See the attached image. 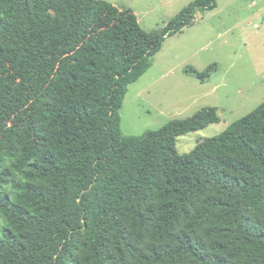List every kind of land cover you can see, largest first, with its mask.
<instances>
[{"label":"trees","instance_id":"obj_1","mask_svg":"<svg viewBox=\"0 0 264 264\" xmlns=\"http://www.w3.org/2000/svg\"><path fill=\"white\" fill-rule=\"evenodd\" d=\"M215 8L150 35L107 1L0 0V264H264V103L186 155L216 108L120 130L149 59Z\"/></svg>","mask_w":264,"mask_h":264},{"label":"rangeland","instance_id":"obj_2","mask_svg":"<svg viewBox=\"0 0 264 264\" xmlns=\"http://www.w3.org/2000/svg\"><path fill=\"white\" fill-rule=\"evenodd\" d=\"M131 10L143 30L154 35L197 0H102ZM216 65L204 81L199 73ZM264 103V0H216L212 11L199 9L191 26L165 39L120 109L123 136L141 137L174 120H187L216 108L218 124L177 140L179 155L220 136Z\"/></svg>","mask_w":264,"mask_h":264}]
</instances>
